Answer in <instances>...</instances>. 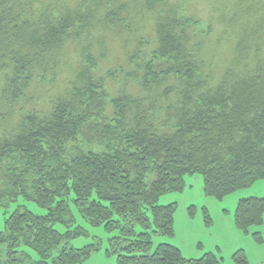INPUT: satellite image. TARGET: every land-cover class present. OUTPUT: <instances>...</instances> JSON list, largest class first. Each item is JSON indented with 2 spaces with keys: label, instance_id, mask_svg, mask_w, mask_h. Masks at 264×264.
<instances>
[{
  "label": "trees",
  "instance_id": "1",
  "mask_svg": "<svg viewBox=\"0 0 264 264\" xmlns=\"http://www.w3.org/2000/svg\"><path fill=\"white\" fill-rule=\"evenodd\" d=\"M100 3L0 0V98L19 104L37 82L64 83L48 105L5 129L0 121V211L20 198L46 210L7 218L0 264L86 262L99 245L72 246L88 235L73 209L92 227L119 231L117 264H224L214 253L187 259L175 246L154 248L153 235H175L177 204L159 200L183 193L186 176L201 175L205 195L218 200L264 180V0L246 1L243 24L230 20L233 61L220 77L202 41L211 29L202 33L172 0H144L151 48L142 53L141 39L121 76L107 71L119 79L115 92L88 43L130 31L120 16L128 6L103 13ZM71 53L77 61L64 81ZM234 218L245 234L261 226L264 198L241 199ZM234 261L249 264L243 252Z\"/></svg>",
  "mask_w": 264,
  "mask_h": 264
},
{
  "label": "rangeland",
  "instance_id": "2",
  "mask_svg": "<svg viewBox=\"0 0 264 264\" xmlns=\"http://www.w3.org/2000/svg\"><path fill=\"white\" fill-rule=\"evenodd\" d=\"M100 1V7L103 6V13L107 12L108 5L117 4V8L122 5L128 6V9L126 8L120 16L125 21L124 26L129 25L130 31L101 32L95 42L88 43L96 49L94 55L98 60L99 74L106 78L107 85L115 92L120 87L119 79L115 81L111 77H107V71H115L118 73V77L121 76L120 71L129 66L128 57L135 53L141 39L146 43L141 45V52L150 51L151 47L147 43L153 39L151 29L154 17L142 10L144 9V0ZM246 1L172 0V4L177 9L184 7L183 10L186 11V15L200 21L198 29L202 33H208L211 29L205 40L200 38L201 34L198 35V39L205 42L207 59L217 69L214 76L220 77L224 69L233 61L234 39L230 36L231 29L228 26L233 18L236 19V22L240 20V23L243 24L246 18L243 19L242 11ZM262 45L264 46V40H262ZM72 47V51L76 49L74 46ZM73 56L72 53L71 55L68 54L67 62L63 61L66 63L62 64L61 67L64 68L62 80L69 76L65 70L66 65L68 63L73 65L77 61L76 57ZM50 78L46 80L47 82L36 83L28 93L29 100L23 99L21 103L13 105L0 98V114H3L2 119H4L0 118V121L3 129L8 125L10 126V123H13L23 112L48 105L58 89H64L63 82L58 87L50 85ZM185 182L186 189L183 193H171L162 196L159 200L161 206L177 204L174 224L175 235L173 237L153 235L154 248L160 244H169L179 248L187 259H199L208 253H214L223 259L224 264H235L234 256L243 252L249 264H264V224L252 227L249 233L245 234L237 229L234 218L241 199L264 198V180L257 181L249 188L238 190L223 200L205 195L204 179L201 175L186 176ZM18 208L28 209L37 215L46 214V210L40 208L36 203L20 198L16 203L0 211V231L5 230L7 218ZM73 211L76 216L75 226L85 229L88 235L73 240L72 246L82 249L92 244L99 245V250L93 252L92 256L83 264H117V253L114 252L116 248L112 239L120 236L119 231H107L104 227H92L81 218L77 209H73ZM207 215L211 218L210 223L207 220ZM58 228L63 230L62 227ZM135 230L139 233L143 231V228L137 225ZM257 233H260L262 243L255 239Z\"/></svg>",
  "mask_w": 264,
  "mask_h": 264
}]
</instances>
